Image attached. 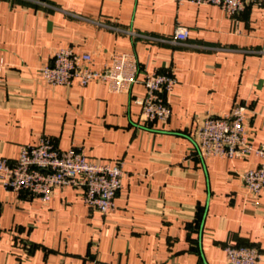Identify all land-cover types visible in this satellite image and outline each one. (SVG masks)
Listing matches in <instances>:
<instances>
[{
	"label": "crops",
	"instance_id": "1",
	"mask_svg": "<svg viewBox=\"0 0 264 264\" xmlns=\"http://www.w3.org/2000/svg\"><path fill=\"white\" fill-rule=\"evenodd\" d=\"M65 46L95 67L133 52L138 78L172 73L169 119L139 122L141 82L125 93L100 80L47 84L39 69ZM0 49V160L49 135L125 171L105 213L72 187L42 202L0 183V264H228L225 244L264 256V192L248 196L240 177L260 159L202 157L194 133L206 113L242 103L251 142L264 144V2L233 18L189 0H0Z\"/></svg>",
	"mask_w": 264,
	"mask_h": 264
},
{
	"label": "built area",
	"instance_id": "2",
	"mask_svg": "<svg viewBox=\"0 0 264 264\" xmlns=\"http://www.w3.org/2000/svg\"><path fill=\"white\" fill-rule=\"evenodd\" d=\"M38 1V0H37ZM195 4L218 5L229 17L235 18L246 2L256 5L264 0H189ZM188 28L177 24L175 41H185ZM4 63L0 49V73ZM138 62L133 52L113 53L99 67H95L88 52H77L72 46L54 52L51 61L43 65L40 75L49 85H86L92 80L104 81L113 93L128 92L135 82L144 85L145 92L135 97L139 105L138 120L141 124L165 122L170 117L166 95L176 84L169 71L153 69L138 78ZM249 109L237 103L221 114L206 113L195 128V138L202 157L260 159L254 167L241 170L240 177L245 193L255 197L264 192V144L254 145L249 137L247 121ZM123 162L100 163L89 160L81 147L59 149L49 135H42L37 142L20 145L19 155L11 162L0 160V183L16 194L27 193L42 202L50 200L55 189H78L84 202L102 213L115 207V196L122 185ZM228 264H260L264 259L254 245L225 244Z\"/></svg>",
	"mask_w": 264,
	"mask_h": 264
}]
</instances>
